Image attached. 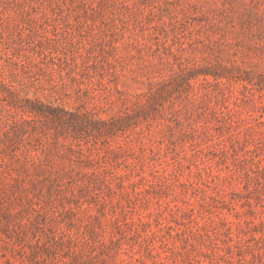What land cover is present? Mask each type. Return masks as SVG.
<instances>
[{
  "label": "rangeland",
  "instance_id": "obj_1",
  "mask_svg": "<svg viewBox=\"0 0 264 264\" xmlns=\"http://www.w3.org/2000/svg\"><path fill=\"white\" fill-rule=\"evenodd\" d=\"M0 264H264V0H0Z\"/></svg>",
  "mask_w": 264,
  "mask_h": 264
}]
</instances>
